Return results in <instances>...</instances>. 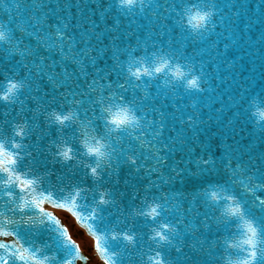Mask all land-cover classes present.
<instances>
[{"label":"water","instance_id":"water-1","mask_svg":"<svg viewBox=\"0 0 264 264\" xmlns=\"http://www.w3.org/2000/svg\"><path fill=\"white\" fill-rule=\"evenodd\" d=\"M173 2L148 0L152 7L141 12L138 3L131 11H111L101 7L104 4L114 5L115 0H0V24L12 33L11 43L6 47L0 45V72H6L0 74V98L8 96L7 101L0 99V143L9 152L17 151L10 144L23 143L25 146L19 153L22 158L17 165H7L15 173L12 176L14 186L4 189L0 182V196L6 202L9 198L3 193L11 191L17 198L20 195L25 197L22 203L33 199L43 201L40 206L48 213L44 218L53 224L57 216L53 215L52 208L71 209L72 215L87 234L94 240L99 237L101 247L108 249L105 254L95 246L97 256L105 264L109 261L138 264V260L140 264H153L148 257L154 256L158 247L160 238L156 232L165 231L166 234L161 224L165 220L175 222L177 217L186 223L181 225V232L175 239L176 247L183 251L176 252L171 246L164 250L172 264H224L226 254H230L232 261L242 259L244 253L240 246L228 249L224 242L233 239V243L242 245L245 237L243 227H238L239 221L233 220L220 227H216L213 220H209L211 227H206L203 222L205 214L211 217L215 214L213 209L218 210L227 203L221 201L210 205L207 193L212 190L223 189L224 195L236 197L249 217L258 224H264V208L261 207V201H264V118L259 113V109H264V0H219L216 27L198 43L192 42L182 32L176 34L171 31L174 25L169 21L175 18L179 10L172 9ZM4 3L8 6L7 12ZM17 4L19 8L15 7ZM49 15L61 31L74 36L71 44L66 37L58 40L50 34L45 23ZM106 16L119 21V26L112 27ZM192 16H195V10ZM192 23L198 21L193 19ZM64 24L69 25L68 29L63 28ZM93 28L95 31H92ZM24 29L26 32L22 31ZM113 34L118 37L115 45ZM170 42H174L179 54L203 67L208 91L192 94L181 90L169 95L168 90L161 88L159 84L166 79H172L179 86L173 74L177 69L187 71L183 61L154 74L159 84L147 93L148 99L141 104L143 109L148 110L142 127L147 128V122L162 110L168 116L165 121L168 129L173 126L177 128L175 133L165 131V142L171 143L177 137L186 141L180 143L177 140L172 151L164 153L167 164L161 165L162 179H156L155 174L146 171L147 168L156 167L155 160H146L149 146L141 148V141L129 139L126 135L120 142L113 141L116 151L109 161L110 166L105 165L101 169L102 178L99 181H95L87 169L76 166L73 152L67 158L60 155L71 147L77 154L82 152L81 145L85 140L91 143L93 137L98 138L95 126L81 128V145L75 139V130L67 129L65 134L73 137L70 143L58 142L56 148L50 146L49 141L56 139L57 132L55 127L50 131L44 128V119L40 115L44 105H51L52 98H58L69 87L82 90L88 82L72 62L63 59V56L71 55L69 49L72 45H79L77 51L80 55L76 59L89 63V55L95 49L98 67L107 70L112 67L110 61L114 57L105 53L113 47L127 52L129 45L137 48L153 44L168 46ZM58 45L63 46L62 55L58 54ZM5 52L11 71L5 69ZM100 61H103L102 65ZM24 65H27V69H24ZM158 66H161L159 61L149 68L151 70ZM22 71L27 73L26 79L34 85L28 89V93L35 97V101H26V104L35 110L37 119L32 124L21 119L16 130L6 135L3 114H9V120L17 118L19 106H15V111L13 106L23 89H13L12 85L20 84ZM121 75V72H116L113 79H119ZM143 79L147 80L148 77ZM108 82L103 81L105 84ZM180 96L183 99H178ZM193 101L195 107L190 106ZM85 103H88L87 99ZM173 106L178 107L184 116L198 113L196 125H177L169 115ZM119 110L112 108L107 114L109 122L112 114ZM156 119L158 122V115ZM111 127L116 128L115 125ZM18 131H23L24 137H17ZM119 131L117 129V133ZM138 135H141L140 131L133 132V136ZM146 138L152 139L150 134ZM55 151L69 163H62L56 158L53 154ZM28 152L32 155H27ZM129 155L136 158L135 163L128 160ZM237 166L241 171L237 170ZM5 175L0 171V181L5 179ZM168 178L170 183H167ZM22 180H34L36 183L21 194L16 187ZM153 180H156L157 188L150 189L149 183ZM161 184L163 187H160ZM74 186L90 189L91 193L80 201L75 193L61 192V189L70 190ZM101 191H107L106 198L115 201L110 206H102V224L100 219L93 218L95 211L90 210ZM161 195H167L166 206L172 208L164 218L154 221L151 216L129 217L131 209L150 212L151 207L155 206L151 198L159 200ZM145 196L149 198L147 202H144ZM73 201L78 202L73 204ZM29 205L33 208L12 214L17 218L40 214L33 205ZM113 229L119 233L121 240L112 239ZM129 229L132 231L129 232ZM12 231L16 234L15 238L6 235ZM64 232V224L56 227L46 222L39 226V222L25 224L21 221L9 225L6 217H0V243L15 244L17 249L23 244L24 248L38 256H55L52 264H63L70 256L75 264H90L91 256L80 251L77 254L75 248L68 245L70 242ZM125 233L133 235L135 245L123 240ZM152 237H155V241ZM11 250L14 249H0V256L7 258ZM29 264L32 262L29 261Z\"/></svg>","mask_w":264,"mask_h":264},{"label":"snow or ice","instance_id":"snow-or-ice-1","mask_svg":"<svg viewBox=\"0 0 264 264\" xmlns=\"http://www.w3.org/2000/svg\"><path fill=\"white\" fill-rule=\"evenodd\" d=\"M154 2V0H153ZM218 2L219 0H174L171 5L173 10L179 9L176 11L175 18L170 20L169 23L174 25L171 28V31L176 34L181 32L184 36L191 39L192 42L198 43L202 38H204L207 33L216 27V16L218 12ZM138 3L140 11L143 12L146 8L152 7L151 3H148V0H115L114 5L104 4L102 8H109L111 11H117L123 9L125 11H131L134 6ZM43 6V5H41ZM159 6L158 4L156 5ZM5 12L8 10L6 3L3 4ZM19 8L20 5L15 6ZM95 8L96 5H93ZM195 10V16H192L193 11ZM155 15V12H153ZM187 18V23L185 22ZM35 20V17H32ZM109 24L112 27H118L119 21H113L109 17H105ZM193 19L197 20L198 23L193 24ZM45 23L48 26L49 32L58 40H64L65 37L67 41L71 42L75 39L73 35L69 34L67 31H61L58 24H54L51 16L45 18ZM95 24V21H92ZM191 25V27H189ZM43 27V25H41ZM69 25L64 24L63 28L68 29ZM26 32V29L22 30ZM95 31V28L92 29ZM0 33H3V38H0V45L6 47L11 43L12 33L10 30L6 29L3 24H0ZM30 35V34H29ZM116 37L113 34V44L115 45ZM59 49L58 54L62 55L63 46L58 45ZM79 45H72L69 49L71 55L63 56V59L70 61L77 67V69L82 73L84 79L88 81L84 89H75L73 90L69 87L68 90L62 91L61 95L52 98L51 105H44L43 111L40 115L44 119V128L50 131L53 127L56 128L57 136L60 137V141L67 144L68 140H71L72 136H67L65 139V131L67 129H74L76 131V124L79 122L80 128L85 126L93 125L98 126L99 121L106 120V113H110L112 108L120 109L118 112L113 113V118L123 117L127 121V125L122 129L124 135L117 136L116 141L120 142L123 136H127L129 139H135L141 141V148L145 149V145H148V156L146 160H155V168H147L146 171L150 174H155L156 179H162L163 168L161 165H166L167 160L165 159L164 153H170L173 147L176 146L177 140L180 143H186L182 137H177L173 139L171 143L165 142L164 133L168 130L171 133H175L177 128L173 126L170 130L166 125L165 121L168 119V116L164 111L160 110L156 113L159 116V121L157 122L156 115L153 116L151 121L147 122V128L142 127L144 121H146L147 109H143L141 104L143 101L148 99V92L155 89V85L159 84L156 76V73H162L165 69L175 66L178 62L183 61L184 68L187 71H177L173 74L176 81H179V86L172 79L164 80L163 84H159L161 88L168 90V94L171 95L177 91H183L184 93L192 94H204L208 91V81L205 79L206 73L203 70L202 66H198L194 61L186 59L184 55L178 53L174 42H170L168 46L164 45H144L139 48L128 46L127 52H120L119 49L113 47L109 49L107 54H112L113 59L110 61L112 65L111 68L105 70L102 66L97 65L96 61V52L95 49L89 55V60L82 61L76 59L80 53L77 49ZM119 53V54H117ZM5 56V69H8V63L6 60L7 53H3ZM159 61L161 66L149 68L150 65H155ZM100 65L103 64V61L99 62ZM24 69H27V65H24ZM143 69V70H142ZM11 71V69H8ZM23 74L19 76L20 84H13L12 88L23 89L20 91L19 96L14 102V111L15 106H19V112L16 113L15 120L7 119L9 114L5 113L4 116V133L8 135L10 131H15L19 126V122L22 119L23 121L28 122V124L35 123L37 119V113L33 108H28L26 101L31 103L35 101V97L28 93L29 88H33L34 85L31 81L26 79V72L22 71ZM116 72H121L122 75L119 79H113ZM6 72H0L3 74ZM143 77H148L147 80ZM135 78V79H133ZM103 81H109L107 84ZM38 92L39 90L36 89ZM143 93V95H141ZM139 97V98H138ZM3 101L8 100V96L4 95L2 98ZM87 99L88 103H85ZM178 99H183V96L178 97ZM37 106L39 102L37 101ZM195 107V102L193 101L190 105ZM27 109V110H26ZM66 113V114H65ZM169 115L172 116V119L175 123L181 127H188L189 125H196L199 114L184 116L181 110L173 106V109L170 111ZM264 115V113H260ZM75 121V123H74ZM105 127L110 128L109 124H105ZM140 131L141 135L133 136V132ZM151 135L152 139H147L148 135ZM111 135V129L109 132V137ZM17 137H24L23 131L16 132ZM144 137V139H142ZM10 147L16 149L17 151L9 152L3 143H0V171L6 173L5 179H3L2 184L4 189L13 187L12 176L15 173L12 172V169L7 165H17L20 157L19 153L22 149L25 148L23 143H13L9 145ZM73 151L72 148H68L66 152L60 153L64 157H68V154ZM116 151V148L114 149ZM143 153H141L142 155ZM27 155L31 156L32 153L28 152ZM131 157L128 156V160L133 163ZM136 162V159L134 163ZM139 170V169H138ZM237 170L241 171L240 167L237 166ZM175 171V170H174ZM235 175V173H233ZM93 175H95V170H93ZM41 179V178H40ZM250 179V178H249ZM170 178H168L167 183H170ZM36 181L34 180H22L20 181L18 187L19 192L25 193L31 188ZM163 187V184L160 185ZM149 188H157L156 180L150 181ZM223 189L212 190L207 193V202L210 205H215L221 201H227L224 203L222 208L213 209L214 215L209 217L207 214L202 218L206 227H211L209 220L216 222V227L222 225H227L233 220L239 221V229L243 227L244 240L242 245H237L233 243V239L225 240L226 247L228 249H234L238 246L241 247L244 255L242 259L238 261H232L230 254H226L224 258V264H264V235H262V229H264V224H258L254 218H251L247 215L246 210L242 203L234 196H227L223 194ZM5 196H12L15 199V195L11 191L4 192ZM108 196L107 191H101L99 194V199L97 200V206H110L112 203H115L113 200H109L106 197ZM20 198L23 199V195H20ZM148 196L144 197V202H147ZM152 203L155 205L151 207V211L144 213L139 209H131L128 212L129 217L135 216H151L154 221L158 218H164L166 214L171 213L172 208L167 207L166 203L168 201L167 195H161L160 199L157 200L155 197L151 198ZM12 200L3 201V197L0 196V203H11ZM43 201L38 199H33L30 202L25 201V205L29 203L34 206V208H39L43 213L44 208L41 207ZM73 204H75L73 202ZM63 207V205H60ZM261 207L264 208V201H261ZM71 211V209H69ZM187 211V209H185ZM48 215V213H44ZM93 218L96 219V214L94 213ZM56 223L59 224V221L56 220ZM186 221L180 217H177L175 222L170 220H165L161 224V228L165 231L156 232V236L160 239L157 241V250L155 251L154 256H149L148 260L152 261L153 264H172V262L166 257L164 250L171 246L174 251L181 252L182 248L176 247L175 239L181 232V225H184ZM132 230L129 229V232ZM112 239L114 241L121 240L119 233L115 232L113 229ZM6 235L16 237V234L12 231ZM64 235L66 239L71 243L68 238V234L65 230ZM155 241V237H152ZM123 240L132 242L133 245L136 244L134 237L131 234L125 233ZM19 243V241H17ZM127 246V245H126ZM14 250L8 251L7 258L0 256V264H29V261L32 264H38V256L34 251H29V249L24 248L23 244H20L19 248H16V245H9L7 243H0V249L8 250L9 248ZM76 250V253H79L78 246L73 245ZM96 247L100 248L101 252L105 254L108 252V249L101 247L100 238L96 239ZM151 250V249H150ZM115 255H119L115 253ZM108 264H115L114 261H109ZM138 264L140 261L138 260Z\"/></svg>","mask_w":264,"mask_h":264},{"label":"clouds","instance_id":"clouds-1","mask_svg":"<svg viewBox=\"0 0 264 264\" xmlns=\"http://www.w3.org/2000/svg\"><path fill=\"white\" fill-rule=\"evenodd\" d=\"M0 38H3V33H0ZM259 113H264V109H259ZM108 113H106V120L103 121H99L98 124L99 126H95V123L93 125H89L91 126H95L96 129V133H97V137H93L91 143H89L87 140H85L84 144L81 145L80 144V140L83 137V132L80 128V126L78 124H76V131H75V139L79 142V144L81 145L83 151L80 152L79 154H77L76 152H73V156H74V162L76 164L77 167H83L85 169H87L89 171V175L95 180V181H99L102 178V171L101 169L107 165L110 166L109 161L112 159L115 151V144L113 143V141H116L117 136L119 135H124L125 133H123L122 129L127 125V121L123 119V117L121 116L120 118H112L110 121V128L109 127H105V124H109V120H108ZM262 118H264V115H260ZM75 123V121H74ZM111 125H115L116 128H112ZM111 129V140L109 139V132ZM117 129H119L120 131L117 133ZM65 139L67 140V135L65 136ZM58 142L60 141V137L57 136L56 139L54 140H50L49 144L52 148H56V145ZM68 143H70V140H68ZM72 148V147H71ZM73 149V148H72ZM85 149H86V155H85ZM54 156L56 158H58L62 163H69L64 161L59 155L56 154V151L53 153ZM130 156V155H129ZM133 163L135 161V157H131ZM93 170H95V175H93ZM40 186V185H39ZM39 186H38V190H39ZM77 190H79L77 192ZM43 192V191H42ZM61 192H67L69 194L75 193L76 195H78L79 200L81 201L83 198H86L88 195H90L91 190L87 189L85 187H73L70 190L68 189H61ZM45 193V192H43ZM46 194V193H45ZM48 194V193H47ZM9 198V200H12L11 203H0V217H6L9 221V225L15 224V223H20L21 221L25 224H33V222H39V226L43 225L44 223H49L51 225H55L57 227V225L59 224H64V228L68 234V238L70 239L71 243H69L68 245H79V251L84 252V247L81 244L80 240H78L76 238V236L73 234V230L72 227H70L68 224H65L63 222V216L66 215L68 216L71 221L72 224L75 225V227L77 229H79L80 232H82L84 235H86L84 229L82 227L79 226V221L76 219V217L74 215H72L71 211L68 210H64V209H55L53 210V215L57 216V221H59V224L55 223H50L48 220H46L44 217L47 216L44 213H47L45 211L44 208V212L42 213L40 211L39 208H35L39 211V215L37 216H23L20 218L15 217L12 213H15L16 211H19L21 213L25 212L28 209H32L33 207H31L29 204L25 205L24 203H22L25 199V197L23 196V199H21L20 197L17 198L15 197V199H13L12 196H7ZM74 203H77L78 201H73ZM11 205V207H8V205ZM102 206H97V201L93 204V206L91 207L90 210H94L95 214H96V220L100 219L103 216L102 213ZM5 209H7L5 211ZM43 214V216L41 215ZM101 224L103 223V221L100 219ZM97 231H100L97 229ZM88 240L91 243V247H92V252L95 256V261L96 264H105V262L103 260L100 259L99 256L95 255V246H96V240H93L91 237H88ZM38 256V255H37ZM56 259L55 256H38V264H52V261H54ZM63 264H75L73 257L70 256L67 259H65L63 261Z\"/></svg>","mask_w":264,"mask_h":264},{"label":"rangeland","instance_id":"rangeland-1","mask_svg":"<svg viewBox=\"0 0 264 264\" xmlns=\"http://www.w3.org/2000/svg\"><path fill=\"white\" fill-rule=\"evenodd\" d=\"M63 220H64V221H65L70 227H72L73 234L76 236V238H77L78 240H80L81 244H82L83 247H84V250H86L87 253H89V254H91V255L93 256V258H92V260H93L92 264H96L95 256H94V254H93V252H92L91 243H90V241L88 240V237H90V236L87 235V234L84 235L82 232H80L79 229H77V228L75 227V225L72 224V221H71V219H70L68 216L64 215V216H63Z\"/></svg>","mask_w":264,"mask_h":264}]
</instances>
